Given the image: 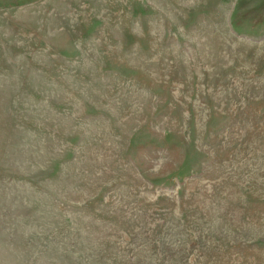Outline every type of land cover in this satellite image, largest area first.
<instances>
[{
  "label": "rangeland",
  "instance_id": "374dc122",
  "mask_svg": "<svg viewBox=\"0 0 264 264\" xmlns=\"http://www.w3.org/2000/svg\"><path fill=\"white\" fill-rule=\"evenodd\" d=\"M0 264H264V0H0Z\"/></svg>",
  "mask_w": 264,
  "mask_h": 264
}]
</instances>
